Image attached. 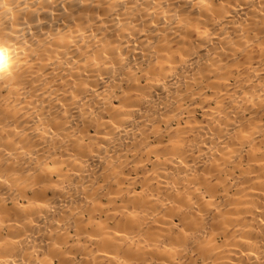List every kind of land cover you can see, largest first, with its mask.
<instances>
[{"label": "bare ground", "instance_id": "obj_1", "mask_svg": "<svg viewBox=\"0 0 264 264\" xmlns=\"http://www.w3.org/2000/svg\"><path fill=\"white\" fill-rule=\"evenodd\" d=\"M0 9V264L264 262V0Z\"/></svg>", "mask_w": 264, "mask_h": 264}, {"label": "snow or ice", "instance_id": "obj_2", "mask_svg": "<svg viewBox=\"0 0 264 264\" xmlns=\"http://www.w3.org/2000/svg\"><path fill=\"white\" fill-rule=\"evenodd\" d=\"M16 7L17 4H15L13 0H0V9H2L5 14L11 13ZM262 264H264V262H262Z\"/></svg>", "mask_w": 264, "mask_h": 264}]
</instances>
